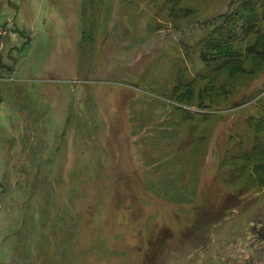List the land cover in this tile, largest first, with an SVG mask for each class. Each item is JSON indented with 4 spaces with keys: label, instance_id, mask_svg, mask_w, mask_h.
<instances>
[{
    "label": "rangeland",
    "instance_id": "rangeland-1",
    "mask_svg": "<svg viewBox=\"0 0 264 264\" xmlns=\"http://www.w3.org/2000/svg\"><path fill=\"white\" fill-rule=\"evenodd\" d=\"M261 35L264 0H0V264H264Z\"/></svg>",
    "mask_w": 264,
    "mask_h": 264
},
{
    "label": "trees",
    "instance_id": "trees-1",
    "mask_svg": "<svg viewBox=\"0 0 264 264\" xmlns=\"http://www.w3.org/2000/svg\"><path fill=\"white\" fill-rule=\"evenodd\" d=\"M239 19L240 20H243L244 19V16H239ZM253 21H254V19H252V23H250V20H247V18H246V20H245V24H243V27L246 29V31H251L252 30V28L254 27L253 26ZM259 32V31H258ZM261 36H263L264 37V35H261ZM261 52H263V51H261ZM240 57H241V55L240 56H237V57H234V58H232L233 60H240Z\"/></svg>",
    "mask_w": 264,
    "mask_h": 264
},
{
    "label": "flooded vegetation",
    "instance_id": "flooded-vegetation-1",
    "mask_svg": "<svg viewBox=\"0 0 264 264\" xmlns=\"http://www.w3.org/2000/svg\"><path fill=\"white\" fill-rule=\"evenodd\" d=\"M251 231L255 234H257L258 240L264 239V223L258 228L252 227Z\"/></svg>",
    "mask_w": 264,
    "mask_h": 264
}]
</instances>
